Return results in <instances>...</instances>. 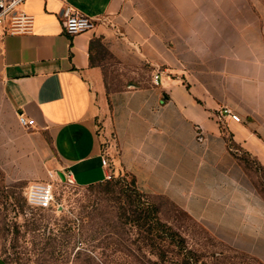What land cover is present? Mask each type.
<instances>
[{"label":"crops","instance_id":"1","mask_svg":"<svg viewBox=\"0 0 264 264\" xmlns=\"http://www.w3.org/2000/svg\"><path fill=\"white\" fill-rule=\"evenodd\" d=\"M22 9L31 32L0 41L3 175L32 180L62 167L88 184L124 170L141 192L264 264V195L234 156L264 168V4L25 0ZM72 10L94 27L65 34ZM223 105L240 120H219ZM20 113L34 124L21 126Z\"/></svg>","mask_w":264,"mask_h":264},{"label":"rangeland","instance_id":"2","mask_svg":"<svg viewBox=\"0 0 264 264\" xmlns=\"http://www.w3.org/2000/svg\"><path fill=\"white\" fill-rule=\"evenodd\" d=\"M113 141L112 136L104 144ZM240 157L264 195V170L243 153ZM41 168L32 180L9 179L0 171V264H254L167 200L141 192L124 170L114 173L109 184H79L70 181L62 167ZM116 179L120 183L114 184ZM33 181L52 184L51 207L27 203V187ZM121 188L128 189L131 201Z\"/></svg>","mask_w":264,"mask_h":264},{"label":"built area","instance_id":"3","mask_svg":"<svg viewBox=\"0 0 264 264\" xmlns=\"http://www.w3.org/2000/svg\"><path fill=\"white\" fill-rule=\"evenodd\" d=\"M25 0H0V41L7 35L24 34L31 32L33 17L22 9ZM95 20L83 13L70 11L64 18L62 27L65 34L73 36L81 32L92 29ZM158 76L156 75L155 78ZM225 116H229L234 121L240 118L233 110L226 106H220L216 110V117L222 120ZM18 122L23 127H30L34 124L33 119H29L22 113L18 114ZM102 166L109 167L108 159L104 156ZM66 177L72 181L71 174L66 171ZM50 177L52 173L49 172ZM112 173L105 175V180H111ZM26 201L33 207L46 209L52 206L54 202V194L52 184L49 182L33 181L27 187Z\"/></svg>","mask_w":264,"mask_h":264},{"label":"trees","instance_id":"4","mask_svg":"<svg viewBox=\"0 0 264 264\" xmlns=\"http://www.w3.org/2000/svg\"><path fill=\"white\" fill-rule=\"evenodd\" d=\"M226 140H227V142H228V145L232 148V149H234V148H236V150H239V148L236 146V144L232 141V139H231V137H229V136H226ZM240 151V153H243L245 156H247L248 158H249V160L251 161V163L257 168V169H262V170H264V168L262 167V166H260L257 162H256V160H254L253 158H251L249 155H248V153H246V152H243V151H241V150H239ZM240 153L239 154H235L234 156L238 159V160H240L241 162H242V164L244 165V167L246 168V166H245V164L243 163V160L241 159V157H240ZM107 181V183L109 184L110 183V180H106ZM120 179H116V180H114V184H117V183H120ZM134 182H135V180H134ZM120 192L123 194V195H125V199L127 200H129V201H131L130 200V197H131V194H128V189L127 188H121L120 189ZM261 193V192H260ZM136 223H138V222H136ZM138 225H141V224H138ZM181 264H196V263H190L188 260H184Z\"/></svg>","mask_w":264,"mask_h":264},{"label":"water","instance_id":"5","mask_svg":"<svg viewBox=\"0 0 264 264\" xmlns=\"http://www.w3.org/2000/svg\"><path fill=\"white\" fill-rule=\"evenodd\" d=\"M57 173H58L59 177L61 178V180H65V176L61 171H58Z\"/></svg>","mask_w":264,"mask_h":264}]
</instances>
